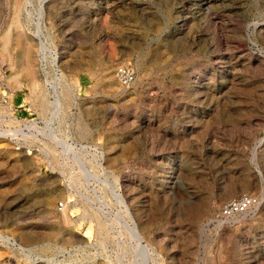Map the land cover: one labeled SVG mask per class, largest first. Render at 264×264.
<instances>
[{
	"label": "rangeland",
	"instance_id": "obj_1",
	"mask_svg": "<svg viewBox=\"0 0 264 264\" xmlns=\"http://www.w3.org/2000/svg\"><path fill=\"white\" fill-rule=\"evenodd\" d=\"M0 264H264V0H0Z\"/></svg>",
	"mask_w": 264,
	"mask_h": 264
},
{
	"label": "built area",
	"instance_id": "obj_2",
	"mask_svg": "<svg viewBox=\"0 0 264 264\" xmlns=\"http://www.w3.org/2000/svg\"><path fill=\"white\" fill-rule=\"evenodd\" d=\"M116 77L121 86L127 87L135 80L133 68L127 65L117 66L115 70ZM258 198L250 194H241L228 200L219 211V217L228 218L235 215L246 213L258 204ZM65 207L62 201L57 203V209L62 210Z\"/></svg>",
	"mask_w": 264,
	"mask_h": 264
},
{
	"label": "bare ground",
	"instance_id": "obj_3",
	"mask_svg": "<svg viewBox=\"0 0 264 264\" xmlns=\"http://www.w3.org/2000/svg\"><path fill=\"white\" fill-rule=\"evenodd\" d=\"M135 227V226H134ZM138 235V234H137ZM139 236V235H138ZM5 242V241H4ZM7 242V241H6ZM10 243V242H9Z\"/></svg>",
	"mask_w": 264,
	"mask_h": 264
}]
</instances>
